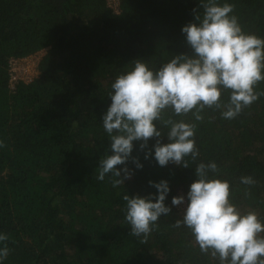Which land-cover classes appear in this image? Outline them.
I'll return each mask as SVG.
<instances>
[{
	"label": "trees",
	"instance_id": "1",
	"mask_svg": "<svg viewBox=\"0 0 264 264\" xmlns=\"http://www.w3.org/2000/svg\"><path fill=\"white\" fill-rule=\"evenodd\" d=\"M0 0V233L4 264H211L188 230L174 228L197 163L214 161L230 199L264 220V95L234 119L205 108L171 116L195 123L196 161L160 167L133 142L131 179L113 188L96 179L108 138L101 117L114 78L143 60L153 70L173 55H190L180 32L194 22L200 0ZM233 5L243 31L264 38V0H219ZM45 50L32 82L8 87V60ZM264 92V81L256 85ZM228 92L221 99L226 102ZM162 136L167 128L157 123ZM154 141H148V149ZM162 143L166 142L161 140ZM187 159V158H186ZM118 169L123 165L116 166ZM251 176L255 184L240 183ZM166 180L162 216L147 239L129 235L122 196L155 194L148 181ZM247 192V195L245 194Z\"/></svg>",
	"mask_w": 264,
	"mask_h": 264
},
{
	"label": "clouds",
	"instance_id": "2",
	"mask_svg": "<svg viewBox=\"0 0 264 264\" xmlns=\"http://www.w3.org/2000/svg\"><path fill=\"white\" fill-rule=\"evenodd\" d=\"M199 7L202 12L192 10L194 22L180 29L190 55H173L156 70L143 60H134L131 68L111 83L110 103L100 123L109 144L97 162V180L108 176L111 186L117 188L133 175L126 167L129 160L135 169L143 167L131 156L134 141L140 142L139 150L147 149L145 160L151 157L160 167L189 168V160L196 161L199 155L196 124L171 116L191 112L194 120L200 121V113L209 108L221 110V117L230 120L264 95L256 90L264 81V38L242 30L230 3L200 0ZM225 91L226 102L221 99ZM166 113H171L167 119ZM157 123L167 128L166 135L162 136ZM150 139L154 142L148 149ZM118 165L124 167L118 169ZM216 173L214 161L196 164L195 179L186 194L171 198L172 207L182 206L172 227L186 228L211 264H264V220L255 210L237 207L230 199L229 182L217 178ZM240 183L251 186L255 181L242 176ZM148 185L155 189L154 195L122 196L129 235L142 239H147L160 217L171 213L165 204L168 182L148 181ZM7 239L0 233V264L9 254Z\"/></svg>",
	"mask_w": 264,
	"mask_h": 264
},
{
	"label": "built area",
	"instance_id": "3",
	"mask_svg": "<svg viewBox=\"0 0 264 264\" xmlns=\"http://www.w3.org/2000/svg\"><path fill=\"white\" fill-rule=\"evenodd\" d=\"M116 7L117 4L113 9ZM44 54L45 50H40L23 58H11L8 60V87L10 90L13 89L18 82L28 84L37 78L38 66Z\"/></svg>",
	"mask_w": 264,
	"mask_h": 264
},
{
	"label": "rangeland",
	"instance_id": "4",
	"mask_svg": "<svg viewBox=\"0 0 264 264\" xmlns=\"http://www.w3.org/2000/svg\"><path fill=\"white\" fill-rule=\"evenodd\" d=\"M108 4L110 7L114 8V6L117 4L116 0H108Z\"/></svg>",
	"mask_w": 264,
	"mask_h": 264
}]
</instances>
